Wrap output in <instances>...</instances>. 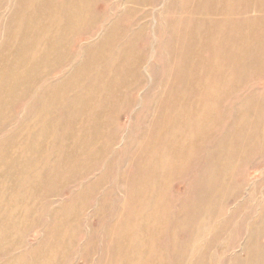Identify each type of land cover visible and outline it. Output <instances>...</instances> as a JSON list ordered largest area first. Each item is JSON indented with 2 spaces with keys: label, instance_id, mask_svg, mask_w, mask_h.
Segmentation results:
<instances>
[{
  "label": "rangeland",
  "instance_id": "374dc122",
  "mask_svg": "<svg viewBox=\"0 0 264 264\" xmlns=\"http://www.w3.org/2000/svg\"><path fill=\"white\" fill-rule=\"evenodd\" d=\"M169 1L170 0H167V1L166 0H163V1L160 0L158 6H156L150 10V14L151 15L154 14V15L152 17H151V15H149V17H148V22L146 25L147 26L146 27V29H147L146 37L142 36L141 39L135 37V33H136L135 30H136V28L140 27L141 24L134 26V25H132L131 22H128L127 20L122 21V24L120 25V29L122 32H126V38L120 45H115L112 48V50L109 51L110 52L109 54L107 53L105 60L102 63L101 67L103 69H105L108 73H113V72L121 73V72H123L125 65H123L124 63L123 64L119 63V55L121 54L122 51H124V49H128V48L133 49L136 47L138 50L136 52L134 51V55L135 54L139 55L140 53H143L144 57H145L144 58L145 61L142 64L143 67L141 66V68H140V73H141L142 79L146 78L145 80L143 79L145 85L143 84L142 85L143 87L138 88V89H136L130 93L132 98H133V104L129 108H127L125 105H122V104H124V102L120 101V104L116 103V100H114V98H109L108 100H102V101H100L99 104L98 103L96 105L94 104V106L92 104L93 110L94 111L96 110L95 114L97 112H99L98 110L108 111V109H110V111H112V112H111V115H110V112L107 113V115H105L104 117L101 118L102 120H100V119L99 120H97V119L93 120L94 117L92 118V120H93L92 124L94 127L91 124L90 125L91 127L86 128V131H85L81 141L78 142L80 145L78 149L82 148L85 150L86 146H87L88 150H85L84 153L83 152L82 153L73 152V154H72V153H68L65 149H63V148H65V145L67 144L68 141H67V138L64 137V135H62V134L59 136L56 135L54 137H51L50 138V144L48 146V149L46 150V153L43 154L40 152L41 149H39V148H40L44 138L42 136V130H43L42 127L43 126L41 127V123L39 121L40 120L39 118L41 117V113H42V104H43V100L41 99V93L42 92L40 91L39 87L34 89L32 92L30 91V92L17 93L16 100H15L12 108L10 109V113H7V114H4L3 116H1V118H0V128H1L0 129V144H1L0 145V175H3L4 177H0V209H1L0 210V257H1L0 262L1 263L0 264H8V263L9 264H20L21 262H22L21 264H45V263L46 264H50V263L51 264H58V263L59 264H89V263L90 264H94V263L95 264H156V263L157 264H264V150H263L264 149L263 148L264 147V134H263V132H264V69L262 68V67H264V62H263L264 61V50H263L264 49V45H263L264 44V41H263L264 40V31H263L264 30V28H263V26H264V18H263L264 17L263 16V14H264V0L263 1L261 0L259 2L255 1V0H246V1L243 0L242 2L240 0H234V28L230 29V28L222 27V28H224V32H223V34L225 35V37L223 35L224 38L229 37V34H232L234 37L236 35L241 36L240 33H245L248 28L255 30L256 33L254 36V43L252 44V47H250V49H247L250 51L247 54L254 53L252 55L256 56L255 58L257 59V63L259 61L258 65L256 66L258 68H256V70H253L254 68H250L249 71L246 70V67H244L242 69L240 68L238 70V74H237V76H235L236 77L235 78L234 72H233L235 68L234 67L230 68L226 65V63L228 61H232L234 58H231L229 60H223L224 64L220 68V71L221 72L223 71L222 73L220 72L222 83H221V85L218 86V89L216 91L217 96H215L214 99H212L208 96L206 97V100H207L205 102L206 104L203 105L205 114L203 115L202 120L200 121V123H197V124L195 123V125L193 123L191 124L189 122L187 129L184 131L183 136L182 135H181L182 137L180 136L181 138L179 137V134H178L179 131L176 130L177 132L176 131L175 132L177 134L174 133V128H173L174 126L171 127V124H170L171 122H170V120H168V119H170L169 117L171 115L170 111H172L171 106H169V105H171L170 102L172 99L173 91H171L170 87H169V89H170L169 90V89H167V86H162L161 76L158 77V79H159L158 85L156 86L154 77L152 75V70H151L152 66L154 69V67L156 65L155 63H157L159 61L161 56H166L165 48H163L161 45L159 46V44L161 42V39H160L161 35H160L158 30L163 28L162 24H164V20L167 18V14L163 10L166 9ZM249 1H251V2H249ZM115 2H116L115 0H111V1H108V3H105V4L102 3V4L97 6L96 10H98L102 14L105 23L104 22L101 23L99 28L95 31V33L91 37H88V38L79 37L76 39V41L73 42V44L70 43V46L68 49L70 50L69 53L73 56L72 57L73 59L71 58L72 63L70 61L67 64V66L62 68L60 71L56 72L55 76L51 80H53V81L57 80L56 82H58L59 79L64 75L63 74L64 71H66L65 73L72 71L73 67L82 60L83 49H85L86 47L95 46L96 43L103 37V34H104L103 29L105 30L107 28L109 21H111V19L116 14H118L119 16L122 15L124 10L126 9V5L124 4V1L119 0L117 3H115ZM239 3H240V5H239ZM115 4H117L116 10L114 12H112L109 9V11H108L107 6L109 5V7H113ZM260 4H261V6H260ZM120 5H121V7H119ZM0 6H1L0 7L1 8L0 9V43H1L0 48L2 46H5V45H7V46H10V45L13 46L14 45L11 43H7V41H9V37L11 34H14L13 41H15V44L16 43L19 44L21 42L23 45H25L26 42H28L27 40L29 39L27 37V33L32 28L34 30L38 29L37 35L34 38L35 39L34 43H36L35 44L36 50L42 49V52H46L47 51V44L51 43L53 41L55 42L56 39L59 38V35L61 32L70 28L68 22H66V20L63 18V14L65 13L64 12L65 10L62 9L60 6L54 7V8H47V6L43 2V0H24V1H22V0H8V2H7V0H0ZM39 6H40V8H39ZM164 7H165V9H164ZM237 7H239V8L237 9ZM260 8H261V10H260ZM157 10H158V12H157ZM66 11L68 12V11H70V9L68 10V8H67ZM108 12H110V13H108ZM256 12H258L257 15H256ZM107 13H108V15H107ZM239 14H241V15H239ZM245 14H248V15L246 16ZM175 17H177V15H175ZM236 22L242 24L241 25L242 27L239 30L237 29V23ZM255 26H256V29H255ZM52 28H53V30H52ZM14 30L16 32H12ZM41 30H43V31L41 32ZM234 34H236V35H234ZM19 37H21V38H19ZM17 39H19V40H17ZM76 42H78V43H76ZM90 42H92V43H90ZM137 44H138V46H137ZM150 45H151V47H149ZM227 45H231V44H227ZM75 46H77V47H75ZM157 46H159V47H157ZM142 49H143V51H142ZM146 49H147V51H145ZM161 49H162V52L164 55L162 54L160 56V54L162 53ZM233 49H234V52H236L235 51V43H234ZM74 50H75V52H74ZM112 51H113V53H112ZM155 53H156V55H155ZM80 55H81V57H80ZM74 57L76 60L74 59ZM253 59H254L253 56L247 57L246 63L248 65L253 66L254 64H256L253 61ZM105 62H107V63H105ZM164 62L167 65L168 61L166 59ZM260 66H262V67H260ZM149 68H151V69H149ZM227 69H228V71H227ZM141 70H143V74H142ZM154 70H156V69H154ZM250 70H252V71H250ZM258 70H259V72H258ZM223 77H224V79H223ZM232 77H234V78H232ZM163 78L166 79V78H168V76L164 75ZM239 78H241L242 81L239 80ZM117 79L118 78H116L115 81ZM229 80H231V81H229ZM230 83H232V84H230ZM236 84H238V85H236ZM226 85H228V86H226ZM35 90L36 91L38 90V91L36 92ZM168 90H169V92H168ZM260 90H262V91H260ZM226 91H227V93H226ZM163 92H164V94H163ZM184 92L179 91L177 94H178V96H184L183 95ZM33 93H34V95H33ZM159 94H160V96H159ZM162 94L163 95L166 94V96H163ZM149 96H150V98H149ZM159 97L161 100L159 99ZM165 97L167 99H165ZM27 99H28L30 104L27 102ZM39 100H41V101H39ZM157 100H159V101H157ZM213 100H214V102H213ZM21 101H24V102L22 103ZM161 101H163L164 103ZM20 102H21V104H20ZM221 102H222V104H221ZM31 103L33 104V106ZM36 104L38 106H36ZM157 104L162 106L160 108V110L156 106ZM208 104H210V105H208ZM115 105H117V108L115 107ZM121 105H122V107H121ZM207 105H208L209 109L211 108L210 110L207 109ZM216 105H217V107H216ZM96 106H97V108H96ZM154 107L158 111H155ZM13 108H14V110H13ZM102 108H104V109H102ZM139 108H141V109H139ZM151 108H152V110H151ZM0 109H1V107H0ZM226 109H228V110H226ZM258 109H260V110H258ZM113 110H114V112H113ZM146 110H148V111H146ZM167 110H169V111H167ZM214 110H216V111H214ZM19 111H21V112H19ZM223 111H224V113H223ZM126 112H129V113H126ZM158 112H160V113H158ZM161 112H162V114H161ZM164 112H165V114H164ZM166 112H168L170 114L167 113L168 114L167 115ZM209 112L210 113L212 112L210 114L212 117L210 115H207V114H209ZM26 114H27V116H26ZM133 114H134V116H133ZM215 114H216V116H215ZM35 115L37 117H34ZM158 115L160 117L162 115V118L159 119L160 117ZM28 116H30V117H28ZM257 116H259L260 118L258 119ZM151 117L154 119H152ZM167 117H168V119H166ZM207 117H209V118H207ZM134 118H135V120H134ZM254 118H256V119H254ZM13 119H15V120H13ZM165 119H166V122H165ZM210 119H211V121H210ZM215 120L219 123H217ZM37 121H38V123H37ZM101 121H103V124ZM153 122L154 123L156 122V124H154ZM249 122H251L250 123L251 125L249 124ZM4 123H7V125ZM204 123H205V125H202ZM86 124H87V122H86ZM96 124H97V126H96ZM160 124L162 126H159ZM164 124H166V126ZM12 125H14V126H12ZM39 125H40V128L37 127ZM197 125H198V127H197ZM209 125L212 128H210ZM206 126L208 127V130L205 129V128H207ZM228 126H230V127L227 128ZM26 127H27V129H26ZM97 127L102 128L100 130V132H98L100 134L97 136H92L93 133H96V132H93L92 129L94 130ZM150 127H151V129H150ZM16 128H18V129H16ZM122 128H123V130H122ZM169 128H170V130H169ZM200 128H202V129H200ZM241 128H243V131ZM39 129L41 132L39 131ZM148 129H149V131H148ZM157 129H158V131H157ZM102 130H103V132H102ZM121 130H122V132H120ZM198 130H201V131L198 132ZM236 130L238 132H235ZM261 130H262V132H261ZM35 131H37V132L35 133ZM81 131H83V130H81ZM159 131H161V132H159ZM195 131H197V132L195 133ZM90 132L92 133V135ZM201 132H203V133H201ZM209 132H211V133H209ZM112 133L114 134V137H113ZM163 133H165L167 135H165ZM197 133H199L200 135H197ZM36 134H37V136H36ZM101 134H102V136H101ZM124 134H126V135H124ZM155 134L156 135L158 134L157 137L159 139L157 137H155L156 136ZM159 134H160V136H159ZM174 134L176 136H174ZM210 134H212L213 136L212 135L209 136ZM24 135H25V137H24ZM149 135L151 137L153 136V138H149ZM162 135H163V137H162ZM194 135H196V136H194ZM201 135H203V136H201ZM111 136H112V139H111ZM28 137H29V139H27ZM40 137H42V138H40ZM232 137H233V139H232ZM32 138H34V139H32ZM58 138H60V139H58ZM174 138H176V139H174ZM196 138H198V139L201 138L202 140L200 139L198 141V139L196 140ZM39 139H40V142H39ZM151 139H152V141H151ZM22 140H23V142H22ZM31 140L33 143L31 142ZM56 140H58V141L56 142ZM64 140H65V142H64ZM76 140H78V137H74L71 139V141H76ZM89 140L90 141L95 140V141H94V143H91ZM145 140H146V142H145ZM192 140H194V142ZM114 142H115V145L113 146ZM128 142H130V143H128ZM136 142L139 144H137ZM175 142H176V144H179V143L180 144L175 145ZM192 142L196 143V145H194ZM56 143H59V144H56ZM64 143H66V144H64ZM143 143L144 144L150 143L151 144L150 146H152V147L150 148V146L147 144L144 146ZM165 143H167L166 146H165ZM173 143H174V145H173ZM249 143H250V145H249ZM93 144L97 145V147L99 149ZM123 144L124 145L127 144V145L124 147ZM157 144H158V146H157ZM88 145H89V147H88ZM98 145H100V146H98ZM103 145H104V147H103ZM136 145H138V146H136ZM139 145H141V146H139ZM154 145H156V146H154ZM172 145L175 146V148L177 146V148L175 149ZM108 146H110V147H108ZM183 146L185 147L184 149L182 148ZM223 146L225 149L223 148ZM226 146H228V147H226ZM90 147H91V149H90ZM122 147H124V148H122ZM134 147L135 148L137 147L138 149L137 148L135 149ZM142 147H144L145 149ZM147 147H148V149L146 150ZM168 147H169V150H168ZM108 148H109V150H108ZM157 148H158V150H157ZM186 148H187V150H186ZM190 148H192V149H190ZM98 150H99V154H98ZM133 150H134V152H133ZM209 150H211V151H209ZM62 151L64 154L62 153ZM95 151H97V152H95ZM121 151H123V153H121ZM146 151H148V152L145 155ZM164 151H166V152H164ZM171 151L174 153V155H173V153H171ZM175 151H177L176 154H175ZM181 151H182V153H180ZM23 152H25V153H23ZM150 152H151V154H150ZM37 153H38V155H37ZM77 153H79V154H77ZM95 153H97L98 155ZM214 153H215V155H214ZM234 153H236V154H234ZM61 154H62L63 159H60ZM67 154H69V155H67ZM70 155H71V157H70ZM99 155L102 158L99 157ZM132 155H134V156L131 157ZM228 155H229V157H228ZM140 156H141V158H140ZM64 157L67 159L69 165L67 164V161ZM69 157H70V159H69ZM85 157H86V159L88 157L87 161H90V158H92V157L95 160L93 159V161L91 160V162H88L89 164H87ZM128 157L130 159L131 158L133 159L135 157L134 158L135 160L134 159L130 160ZM243 157H244V159H243ZM29 158L32 159L31 162H29ZM57 158H59V159H57ZM119 158H120L121 162H119L120 161ZM154 158H155V160H154ZM183 158L185 161L182 160ZM221 158H223V159H221ZM106 159H108V160H106ZM143 159H145V161ZM59 160H60V162H59ZM216 160H218V161H216ZM149 161H150V163H149ZM104 162H105V164H104ZM143 162H144V164H143ZM140 163H141V165H140ZM155 163H157V164H155ZM113 164H114V166H113ZM175 164H176V166H175ZM75 165H76V167H75ZM86 166H88V167H86ZM136 166H139L140 168L136 167ZM141 166L144 168H141ZM231 166H233V167H231ZM138 168L140 169V172H139ZM74 169H76V171ZM109 169H113V170H111V172H110ZM89 170H90V172H88ZM9 171H10V173H13L14 176L18 179L14 190L10 189L11 182L8 181V179H7V176L9 175ZM34 173H35V175H34ZM79 173H80V176H79ZM87 173H89V175ZM122 173H123V175H122ZM41 174H43V175H41ZM85 174H86V176H85ZM136 174H138V176H136ZM67 175H69V176H67ZM70 175L73 178L71 177V179H69ZM76 176H78L80 179L77 177L76 181H73V180H75ZM83 176H85V177H83ZM139 176H140V178H139ZM149 176H150V178H149ZM154 176L156 178H151ZM134 177H135V179H134ZM34 178L36 180H33ZM65 178L69 179V180H66ZM85 178L88 180H86ZM101 178H102V180H101ZM118 179L121 181L118 182ZM147 179H148V181L149 180L150 181L149 182L146 181ZM114 180H116V181L114 182ZM32 181H33V183H32ZM35 181L37 183H35ZM89 181H90V183H89ZM102 181H103V183H102ZM137 181H139V182L141 181L140 184H139V182L137 183ZM98 182H100V183H98ZM96 183H98V184H96ZM52 184H54V185H52ZM64 184H66V185H64ZM99 184H101V185H99ZM47 185H49V186H47ZM91 185H93L92 188H90ZM98 185H99V187H97ZM121 185L123 186L122 190H123V188H125V191L121 190ZM129 185H130V188H132V186H133L132 190L129 188ZM36 186L38 189H36ZM55 186H57V187H55ZM164 186H166V187H164ZM100 187H102V188H100ZM47 188L49 191L47 190ZM63 188H65V189H63ZM80 188H81V190H80ZM98 188H100V189L98 190ZM136 188H137V190H136ZM143 188L144 189L146 188V189L144 190ZM50 189L52 190V193H51ZM79 190H80V192H79ZM84 190H85V192H84ZM105 190H108V191L105 192ZM113 190H114V192L112 193L111 191H113ZM54 191L57 192V194ZM68 191H70V192H68ZM74 191H76V192H74ZM134 191L137 194H135ZM140 191H142V192H140ZM58 192H59V194H58ZM125 192H127L126 193L127 196H126ZM174 192H176V193H174ZM45 193L47 195H45ZM80 193L83 195H81ZM40 194H43V195L41 196ZM102 194H104V196H102ZM112 194H114V195H112ZM94 195H96V196L94 197ZM100 195L102 198L100 197ZM133 195L134 196L136 195V197L133 198ZM142 195H144V196H142ZM50 196H52V197H50ZM82 196L86 197V199ZM87 196H88V200H87ZM155 196H156V198H155ZM43 197H44V201L42 199ZM76 197L78 199H76ZM109 197L111 199H109ZM113 197H114V199H113ZM139 197H140V199H139ZM45 198H47V199H45ZM83 198L85 199V201ZM98 198L101 202H99ZM58 199H60V200H58ZM105 200H106V202H105ZM112 201H113V203H112ZM143 201H144V203H143ZM152 201H153V203H152ZM85 202L88 204V206ZM42 204H44V205H42ZM45 204H46V206H45ZM61 204L64 207L61 206ZM99 204H100V206H99ZM56 205L58 208L55 207ZM72 205L74 207H72ZM66 206H68V208H67L68 210H66ZM79 206H80L81 211H79ZM98 206L100 207V209ZM126 206H128V207H126ZM88 207H89V209H88ZM131 207H132V209H131ZM150 207H152V208H150ZM137 208H138V210H137ZM153 208H155V209H153ZM56 209H58V211ZM135 209L139 212H136ZM62 210H64V211L61 212ZM49 211H50V213L52 211L53 212L50 214ZM71 211L73 213H71ZM59 212L62 214L61 218H60L61 214ZM145 212H147V213H145ZM96 213H97V216L93 215ZM158 213H159V215H158ZM53 216H55V217L53 218ZM95 216H96V218H95ZM17 217H18V219H16ZM46 217H49V218H46ZM97 217H98V219H97ZM38 218L40 219V221ZM42 218L44 219V221ZM50 219H52V220H50ZM109 219H110V221H108ZM121 219H123V220H121ZM147 219H150V220L147 221ZM58 220H59V222H58ZM139 220H140V223H139ZM158 220H160V222ZM14 221H16V222L14 223ZM79 221H80V223H79ZM153 222H155V223H153ZM99 223H101V224H99ZM107 223L110 225H108ZM38 225H39V227H38ZM89 225H90V227H89ZM42 226H45V227H42ZM64 226H66V227H64ZM117 226H118V228H117ZM152 226H153V228H152ZM43 228H44V230H42ZM102 228H103V230H102ZM106 228H108V229H106ZM150 228H152V229H150ZM68 229H70V230H68ZM72 229H76V230H72ZM93 232H95V233L93 234ZM10 233H12V234H10ZM29 233L31 234V236L29 235ZM133 233H135V234H133ZM121 234H123V236H121ZM136 234L138 235V237H136L137 236ZM90 235H92V236H90ZM95 235H97V236H95ZM131 236L132 237L135 236V237H133V239H132ZM147 236H148V238L149 237L150 238L148 239ZM6 237H7V239H6ZM151 237H154V238L151 239ZM76 238H77V240H76ZM63 239H64V241H63ZM41 240H42V243L40 242ZM107 240H109V241H107ZM101 241L104 243L103 245L101 244L102 243ZM104 241L107 243V245ZM69 242H72V243L69 244ZM109 242H111V243H109ZM131 242H132V244H131ZM3 243H5V244H3ZM64 243H66V244H64ZM88 243H90V244H88ZM119 245H121L122 247ZM65 246L68 248L67 251H66ZM78 246H79V248H78ZM108 246H110V248H108ZM45 247H46V249H44ZM37 248H39V250ZM76 250L79 252H77ZM73 251L74 252L76 251V252L74 253ZM105 251H107V252H105ZM47 252H48V254H46ZM76 253L78 256L75 255ZM81 253H82V255H81ZM54 254H56V255H54ZM64 254H65V256H64ZM121 254H123V255H121ZM58 255L60 257H58ZM98 256H99V258H98ZM54 257H55V259H54ZM135 259L137 260V262ZM9 260H11L12 262ZM58 260H60V262Z\"/></svg>",
  "mask_w": 264,
  "mask_h": 264
},
{
  "label": "bare ground",
  "instance_id": "6f19581e",
  "mask_svg": "<svg viewBox=\"0 0 264 264\" xmlns=\"http://www.w3.org/2000/svg\"><path fill=\"white\" fill-rule=\"evenodd\" d=\"M24 1V0H22ZM104 1V2H103ZM108 1L111 0H43V2L45 3V5L47 6V8H54V7H58L60 6L62 9H64L65 13L63 14V18L66 20V22H68L69 24V29L64 30L63 32L60 33L59 38L56 39V41L48 43L47 44V51L46 52H42V49L40 50H36L35 48V37L37 35V30L34 29H30L27 33V37L29 38L26 42L25 45H23L20 41V43H16L15 41H13L14 38V34H11L9 37V41H7V43H11L14 44L13 46H2L0 48V118L1 116H3L4 114L10 113V109L12 108L15 100H16V95L17 93L20 92H32L34 89L36 88H40L41 93V99L43 100V104H42V113H41V117L39 118L40 123H41V127H42V136H43V141L42 144L40 146L39 149L41 153H46V150L48 149V146L50 144V138L54 137L56 135H64V137L67 138V144L65 145V149L68 153H72L73 152H80V153H84L85 150L87 149H78L79 148V141H81L86 128L91 127L90 125L93 123V120H102L101 118L104 117L105 115H107V113L111 112L110 109H108V111H100L96 112V110H93V106L94 104L96 105L97 103L99 104L100 101L102 100H108L109 98H114V100H116V103L120 104L121 102H124V104L127 108H129L130 106H132L133 104V98L131 96V92H133L134 90L143 87L142 85L144 84V80L146 79H142L141 73H140V68L142 66V64L144 63V54L140 53L139 55L135 54L134 55V51L136 52L138 49L135 48H131V49H124V51L121 52V54L119 55V63H124L123 65H125L123 72L121 73H108L105 69H103L102 63L105 60V57L107 55V53L109 54L110 50H112V48L115 45H120L126 38V32H122L120 29V25L122 24V21H128L131 22L132 25L137 26L138 24H141L140 27L136 28V33H135V37L140 38L142 36L146 37V25L148 22V17L150 14V10L153 9L154 7L158 6L160 0H123L124 4L126 5V9L124 10V12L122 13L121 16H119L118 14H116L111 21H109V24L107 26V28L104 31L103 37L96 43L95 46H91V47H84L85 49H83L82 52V60L76 64L72 71H69L67 73H65L66 71H64V75L59 79L58 82L53 81L51 79H53V77L55 76L56 72L60 71L62 68H64L65 66H67V64L71 61V58L73 57L69 52L70 50L68 49L70 46V43L73 44L74 41H76L77 38L79 37H91L95 31L99 28L100 24L104 22V18L102 16V14L96 10L97 6L100 4H105L108 3ZM117 3L119 0H115ZM163 1V0H162ZM167 1V0H166ZM241 2L243 0H240ZM246 1V0H245ZM255 1H261V0H255ZM263 1V0H262ZM8 2V0H7ZM240 2V3H241ZM251 2V1H249ZM239 3V5H240ZM244 3V2H243ZM14 4V3H13ZM111 4V3H110ZM7 5V4H6ZM23 5V4H22ZM38 5V4H37ZM238 5V6H239ZM250 5V4H249ZM261 6V4H260ZM1 7V6H0ZM108 7V11L109 9L114 12L117 8V4H115L113 7ZM121 7V5L119 6ZM35 8V7H34ZM37 8V7H36ZM40 8V6H39ZM68 8V10L70 9V11H66V9ZM239 7H237L238 9ZM241 8V7H240ZM1 9V8H0ZM10 9V8H9ZM165 9V7H164ZM159 10V9H158ZM157 10V12H158ZM261 10V8H260ZM11 11V10H10ZM21 11V10H20ZM38 11V10H37ZM61 11V10H60ZM120 11V10H119ZM118 11V12H119ZM166 14H167V18L164 20V24L163 28L158 30L161 37V42L159 44V46L161 45L163 48H165V52H166V56H161L163 54L162 49H161V54H160V59L157 63H155V67L154 70L153 66L149 69L152 70V75L154 77L155 80V84L156 86L158 85V77L161 76L162 78V86H167V89H171V91H173V95H172V99L169 106H171L172 111L171 115H170V119H168V117L166 119L170 120V124L171 127L174 126V133L177 134L176 132H178L179 137L184 134V131L187 129V126L189 124V122L195 125V123H200V121L203 118V115L205 114L203 105H205L206 103V97H210L212 99H214L216 95V91L218 89V86L221 85V76H220V68L222 67V65L224 64L223 60H229L231 58H234L232 61H228L226 63V65L228 67H234V77L237 76L238 74V70L241 68L246 67V70L249 71L250 68H254L253 70H256V67L259 63H257V59L255 58V55L252 54H247L250 51L247 49H250V47H252V44L254 43V36H255V30L252 29H247V31L245 33H240L241 36H237L235 37L232 34H229V37L224 38L225 35L223 34L224 32V28H234V0H170L169 3L167 4V7L165 10H163ZM244 11V10H243ZM258 11V10H257ZM14 12V11H13ZM29 12V11H28ZM43 12V11H42ZM106 12V11H105ZM39 13V12H38ZM44 13V12H43ZM110 13V12H108ZM107 13V15H108ZM121 13V12H120ZM164 13V14H165ZM244 13V12H243ZM252 13V12H251ZM258 12H256L257 15ZM29 14V13H28ZM60 14V13H59ZM106 14V13H105ZM115 14V13H114ZM262 14V13H261ZM9 15V14H8ZM38 15V14H37ZM54 15V14H53ZM154 15V14H153ZM151 15V17L153 16ZM160 15V14H159ZM158 15V16H159ZM175 15H177V17H175ZM241 15V14H239ZM243 15V14H242ZM246 16L248 14H245ZM18 16V15H17ZM252 16V15H251ZM255 16V15H254ZM264 16V14H263ZM16 17V16H15ZM41 17V16H40ZM107 17V16H106ZM257 17V16H256ZM110 18V17H109ZM264 18V17H263ZM34 19V18H33ZM107 19V18H106ZM154 19V18H153ZM239 19V18H238ZM59 20V19H58ZM237 20V19H236ZM150 21V20H149ZM34 22V21H33ZM60 22V21H59ZM63 23V22H62ZM105 23V22H104ZM163 23V22H162ZM237 23V22H236ZM260 24V23H259ZM46 25V24H45ZM44 25V26H45ZM62 25V24H61ZM157 25V24H156ZM241 23H237V29L239 30L242 26ZM55 26V25H54ZM153 26V25H152ZM261 26V25H260ZM46 27V26H45ZM224 27V28H222ZM50 28V27H49ZM264 28V26H263ZM36 29V28H35ZM58 29V28H57ZM62 29V28H61ZM102 29V28H101ZM256 29V26H255ZM260 29V28H259ZM53 30V28H52ZM132 30V29H131ZM43 30H41L42 32ZM102 31V30H101ZM102 31V32H103ZM264 31V30H263ZM12 32H16L15 30ZM99 32V31H98ZM131 32V31H130ZM149 32V31H148ZM152 33V32H151ZM9 34V33H8ZM22 34V33H21ZM100 34V33H99ZM224 35V37H223ZM5 36V35H4ZM7 36V35H6ZM96 36V35H95ZM99 36V35H98ZM128 36V35H127ZM22 37V36H21ZM19 37V38H21ZM223 37V38H222ZM149 39V38H148ZM19 40V39H17ZM92 40V39H91ZM97 40V39H96ZM258 40V39H257ZM139 41V40H138ZM153 41V40H152ZM264 41V40H263ZM95 42V41H94ZM256 42V41H255ZM78 43V42H76ZM92 43V42H90ZM139 43V42H138ZM235 43V51L233 49ZM1 44V43H0ZM75 44V43H74ZM227 44H231V45H227ZM85 45V44H84ZM87 45V44H86ZM264 45V44H263ZM83 46V45H82ZM81 46V47H82ZM136 46V45H135ZM138 46V44H137ZM154 46V45H153ZM157 46V47H159ZM77 47V46H75ZM80 47V48H81ZM151 47V45L149 46ZM148 47V48H149ZM161 47V48H162ZM41 48V47H40ZM153 48V47H152ZM151 49V48H150ZM149 49V50H150ZM79 50V49H78ZM82 50V49H81ZM264 50V49H263ZM143 51V49H142ZM147 51V49L145 50ZM157 51V50H156ZM75 52V50H74ZM77 52V51H76ZM149 52V51H148ZM79 53V52H78ZM113 53V51H112ZM145 53V52H144ZM157 53V52H156ZM155 53V55H156ZM235 53V54H234ZM81 54V53H80ZM164 55V54H163ZM76 56V55H75ZM112 56V55H111ZM253 56V61L256 63L253 66L252 65H248L246 63L247 57ZM262 56V55H261ZM81 57V55H80ZM108 57V56H107ZM149 57V56H148ZM77 58V57H76ZM111 58V57H110ZM261 58V57H260ZM73 59V58H72ZM75 59V57H74ZM107 59V58H106ZM149 59V58H148ZM165 59L168 61L167 65L165 64ZM76 60V59H75ZM110 60V59H109ZM79 61V60H78ZM77 62V61H76ZM155 62V61H154ZM264 62V61H263ZM262 62V63H263ZM72 63V61H71ZM74 63V62H73ZM107 63V62H105ZM75 64V63H74ZM154 64V63H153ZM150 65V64H149ZM152 65V64H151ZM263 65V64H262ZM225 66V65H224ZM226 66V67H227ZM143 67V66H142ZM150 67V66H149ZM262 67V66H260ZM224 68V67H223ZM264 69V67H262ZM71 69V68H70ZM64 70V69H63ZM225 70V69H224ZM260 70V69H259ZM258 70V72H259ZM142 74H143V70ZM228 71V69H227ZM252 71V70H250ZM223 72V71H222ZM221 72V73H222ZM146 73V72H145ZM62 74V73H61ZM227 74V73H226ZM150 75V74H149ZM164 75H167L168 78H163ZM259 75V74H258ZM145 76V75H144ZM229 76V75H228ZM246 76V75H245ZM170 77V78H169ZM232 77V78H234ZM247 77V76H246ZM262 77V76H261ZM118 78L116 81L115 79ZM148 78V77H147ZM228 78V77H227ZM236 78V77H235ZM238 78V77H237ZM224 79V77H223ZM260 79V78H259ZM161 80V79H160ZM233 80V79H232ZM237 80V79H236ZM235 80V81H236ZM239 80H241V78H239ZM231 81V80H229ZM228 81V82H229ZM242 81V80H241ZM247 81V80H246ZM245 81V82H246ZM147 82V81H146ZM226 82V81H225ZM224 82V83H225ZM234 82V81H233ZM254 82V81H253ZM149 83V82H148ZM241 83V82H240ZM226 84V83H225ZM232 84V83H230ZM254 84V83H253ZM145 85V84H144ZM151 85V84H150ZM149 85V86H150ZM238 85V84H236ZM243 85V84H242ZM246 85V84H245ZM155 86V87H156ZM228 86V85H226ZM160 87V86H159ZM240 87V86H239ZM163 88V87H162ZM169 89V90H170ZM221 89V88H220ZM224 89V88H223ZM255 89V88H254ZM39 90V89H38ZM37 90V91H38ZM160 90V89H159ZM168 90V92H169ZM185 92H184V91ZM259 90V89H258ZM36 91V90H35ZM36 91V92H37ZM39 91V92H40ZM146 91V90H145ZM165 91V90H164ZM182 91L184 92L183 95L184 96H178V92ZM222 91V90H221ZM240 91V90H239ZM255 91V90H254ZM262 91V90H260ZM166 93V92H165ZM227 93V91H226ZM235 93V92H234ZM37 94V93H36ZM164 94V92H163ZM162 94V95H163ZM219 94V93H218ZM236 94V93H235ZM253 94V93H252ZM34 95V93H33ZM32 95V96H33ZM37 96V95H36ZM141 96V95H140ZM160 96V94H159ZM163 96H166L163 95ZM225 96V95H224ZM29 97V96H28ZM158 97V96H157ZM139 98V97H138ZM144 98V97H143ZM150 98V96H149ZM164 98V97H163ZM162 98V99H163ZM32 99V98H31ZM35 99V98H34ZM33 99V100H34ZM160 99V97H159ZM165 99H167L165 97ZM164 99V100H165ZM249 99V98H248ZM161 100V99H160ZM41 101V100H39ZM143 101V100H142ZM150 101V100H149ZM159 101V100H157ZM167 101V100H166ZM209 101V100H208ZM228 101V100H227ZM22 103L24 101H21ZM20 102V104H21ZM27 102L29 103L28 99ZM36 102V101H35ZM163 102V101H161ZM210 102V101H209ZM214 102V100H213ZM164 103V102H163ZM166 103V102H165ZM208 103V102H207ZM243 103V102H242ZM30 104V103H29ZM32 104V103H31ZM93 104V106H92ZM211 104V103H210ZM208 104V105H210ZM222 104V102H221ZM35 105V104H34ZM121 105V107H122ZM141 105V104H140ZM165 105V104H164ZM207 105V109L208 108ZM225 105V104H224ZM33 106V104H32ZM31 106V107H32ZM36 106H38L36 104ZM98 106V105H97ZM96 106V108H97ZM159 110L162 107L161 105H156ZM222 106V105H221ZM16 107V106H15ZM14 107V108H15ZM22 107V106H21ZM24 107V106H23ZM29 107V106H28ZM27 107V108H28ZM114 107V106H113ZM115 107L117 108V105H115ZM153 107V106H152ZM211 107V106H210ZM217 107V105H216ZM215 107V108H216ZM226 107V106H225ZM13 108V110H14ZM18 108V107H17ZM34 108V107H33ZM37 108V107H36ZM105 108V107H104ZM102 108V109H104ZM155 108V107H154ZM203 108V109H202ZM206 108V107H205ZM122 109V108H121ZM132 109V108H131ZM141 109V108H139ZM167 109V108H166ZM165 109V110H166ZM211 109V108H210ZM209 109V110H210ZM21 110V109H20ZM31 110V109H30ZM35 110V109H34ZM120 110V109H119ZM152 110V108H151ZM155 111L156 108L154 109ZM164 110V111H165ZM213 110V109H212ZM211 110V111H212ZM221 110V109H220ZM228 110V109H226ZM256 110V109H255ZM260 110V109H258ZM23 111V110H22ZM124 111V110H123ZM148 111V110H146ZM162 111V110H161ZM169 111V110H167ZM216 111V110H214ZM219 111V110H218ZM21 112V111H19ZM114 112V110H113ZM208 112V111H207ZM119 113V112H118ZM125 113V112H124ZM123 113V114H124ZM129 113V112H126ZM160 113V112H158ZM168 112H166L167 114ZM212 113V112H211ZM209 112L210 115L211 114ZM217 113V112H216ZM224 113V111H223ZM222 113V114H223ZM29 114V113H28ZM114 114V113H113ZM117 114V113H116ZM162 114V112H161ZM165 114V112H164ZM170 114V113H168ZM167 114V115H168ZM15 115V114H14ZM37 115V114H36ZM34 117H37V116ZM118 115V114H117ZM120 115V114H119ZM130 115V114H129ZM213 115V114H212ZM253 115V114H252ZM27 116V114H26ZM134 116V114H133ZM159 116V115H158ZM211 116V115H210ZM209 116V117H210ZM216 116V114H215ZM214 116V117H215ZM223 116V115H222ZM16 117V116H15ZM30 117V116H28ZM94 117V118H93ZM155 117V116H154ZM160 117V116H159ZM207 117V118H209ZM212 117V116H211ZM232 117V116H231ZM93 118V120H92ZM127 118V117H126ZM150 118V117H149ZM152 118V117H151ZM162 118V115L159 119ZM206 118V119H207ZM257 118L259 119L260 117L257 116ZM29 119V118H28ZM27 119V120H28ZM154 119V118H152ZM165 119V122H166ZM256 119V118H254ZM15 120V119H13ZM112 120V119H111ZM110 120V121H111ZM135 120V118H134ZM156 120V119H155ZM164 120V119H163ZM17 121V120H16ZM105 121V120H104ZM131 121V120H130ZM144 121V120H143ZM211 121V119H210ZM216 121V120H215ZM9 122V121H8ZM87 122V124H86ZM97 122V121H96ZM103 124V121H101ZM127 122V121H126ZM157 122V121H156ZM156 122L154 124H156ZM161 122V121H160ZM203 122V121H202ZM217 122V121H216ZM246 122V121H245ZM259 122V121H258ZM38 123V121H37ZM112 123V122H111ZM141 123V122H140ZM139 123V124H140ZM152 123V122H151ZM219 123V122H217ZM216 123V124H217ZM251 122H249L250 124ZM7 125V123H4ZM32 124V123H31ZM95 124V123H94ZM100 124V123H99ZM147 124V123H146ZM167 124V123H166ZM166 124H164L166 126ZM232 124V123H231ZM35 125V124H34ZM87 125V126H86ZM113 125V124H112ZM141 125V124H140ZM158 125V124H157ZM163 125V126H164ZM202 125H205L202 124ZM251 125V124H250ZM14 126V125H12ZM26 126V125H25ZM29 126V125H28ZM93 126V124H92ZM97 126V124H96ZM102 126V125H101ZM100 126V127H101ZM135 126V125H134ZM155 126V125H154ZM159 126H162L161 124ZM164 126V127H165ZM193 126V125H192ZM208 126V125H207ZM206 126V127H207ZM231 126V125H230ZM230 126H228L227 128H229ZM2 127V126H1ZM7 127V126H6ZM21 127V126H20ZM40 128V125L37 126ZM94 127V126H93ZM97 127L96 129H92L93 132L96 133H91L92 136H97L100 133V130L102 128ZM138 127V126H137ZM157 127V126H156ZM198 127V125H197ZM210 128H212L209 125ZM216 127V126H215ZM248 127V126H247ZM12 128V127H11ZM23 128V127H22ZM109 128V127H108ZM126 128V127H125ZM153 128V127H152ZM162 128V127H161ZM194 128V127H193ZM196 128V127H195ZM246 128V127H245ZM1 129V128H0ZM9 129V128H8ZM18 129V128H16ZM27 129V127H26ZM34 129V128H33ZM36 129V128H35ZM38 129V128H37ZM104 129V128H103ZM151 129V127H150ZM155 129V128H154ZM165 129V128H164ZM202 129V128H200ZM208 130V127L205 128ZM243 131V128H241ZM247 129V128H246ZM3 130V129H2ZM83 130V131H81ZM106 130V129H105ZM123 130V128H122ZM122 130L120 132H122ZM170 130V128H169ZM177 130V131H176ZM196 130V129H195ZM211 130V129H210ZM238 130V129H237ZM235 132H238V131ZM255 130V129H254ZM34 131V130H33ZM40 131V129H39ZM81 131V132H80ZM116 131V130H115ZM119 131V130H118ZM149 131V129H148ZM158 131V129H157ZM162 131V130H161ZM159 131V132H161ZM167 131V130H166ZM176 131V132H175ZM194 131V130H193ZM201 130H198V132ZM241 131V132H242ZM245 131V130H244ZM16 132V131H15ZM37 131H35L36 133ZM41 132V131H40ZM103 132V130H102ZM113 132V131H112ZM119 132V133H120ZM136 132V131H135ZM154 132V131H153ZM156 132V131H155ZM197 131H195L196 133ZM262 132V130H261ZM5 133V132H4ZM8 133V132H7ZM6 133V134H7ZM10 133V132H9ZM17 133V132H16ZM125 133V132H124ZM188 133V132H187ZM186 133V134H187ZM203 133V132H201ZM206 133V132H205ZM211 133V132H209ZM225 133V132H224ZM15 134V133H14ZM87 134V133H86ZM113 134V133H112ZM129 134V133H128ZM134 134V133H133ZM136 134V133H135ZM153 134V133H152ZM165 134V133H163ZM174 134V136H176ZM189 134V133H188ZM194 134V133H193ZM208 134V133H207ZM264 134V132H263ZM9 135V134H8ZM13 135V134H12ZM33 135V134H32ZM78 135V136H77ZM108 135V134H107ZM121 135V134H120ZM126 135V134H124ZM131 135V134H130ZM148 135V134H147ZM156 135V134H155ZM154 135V136H155ZM158 135V134H157ZM157 135L155 137H157ZM167 135V134H165ZM197 135H200L199 133H197ZM212 134H210L209 136H211ZM259 135V134H258ZM22 136V135H21ZM31 136V135H30ZM37 136V134H36ZM57 136V137H58ZM91 136V137H92ZM102 136V134H101ZM141 136V135H140ZM145 136V135H144ZM160 136V134H159ZM181 136V137H182ZM188 136V135H187ZM196 136V135H194ZM193 136V137H194ZM203 136V135H201ZM208 136V135H207ZM213 136V135H212ZM260 136V135H259ZM263 136V135H262ZM2 137V136H1ZM4 137V136H3ZM9 137V136H8ZM25 137V135H24ZM56 137V138H57ZM63 137V138H64ZM74 137H78V140L76 141H71L72 138ZM114 137V134H113ZM116 137V136H115ZM134 137V136H133ZM163 137V135H162ZM161 137V138H162ZM180 137V138H181ZM199 137V136H198ZM42 138V137H40ZM104 138V137H103ZM102 138V139H103ZM149 138H153V136L151 137L149 135ZM158 138V137H157ZM207 138V137H206ZM3 139V138H2ZM29 139V137L27 138ZM34 139V138H32ZM60 139V138H58ZM94 139V138H93ZM96 139V138H95ZM99 139V138H98ZM112 139V136H111ZM124 139V138H123ZM122 139V140H123ZM147 139V138H146ZM159 139V138H158ZM166 139V138H165ZM172 139V138H171ZM176 139V138H174ZM173 139V140H174ZM195 139V138H194ZM198 138H196L197 140ZM201 138L198 139V141ZM233 139V137H232ZM231 139V140H232ZM5 140V139H4ZM3 140V141H4ZM37 140V139H36ZM42 140V139H41ZM118 140V139H117ZM140 140V139H139ZM156 140V139H155ZM162 140V139H161ZM168 140V139H167ZM180 140V139H179ZM195 140V141H196ZM202 140V139H201ZM252 140V139H251ZM58 140H56L57 142ZM90 141V140H89ZM95 141V140H94ZM94 141H90L91 143H94ZM103 141V140H102ZM101 141V142H102ZM119 141V140H118ZM127 141V140H126ZM141 141V140H140ZM152 141V139H151ZM160 141V140H159ZM170 141V140H169ZM175 141V140H174ZM191 141V140H190ZM194 142V140H192ZM17 142V141H16ZM23 142V140H22ZM32 142V140H31ZM30 142V143H31ZM40 142V139H39ZM63 142V141H62ZM65 142V140H64ZM106 142V141H105ZM113 142V141H112ZM122 142V141H121ZM138 142V141H137ZM136 142V143H137ZM146 142V140H145ZM154 142V141H153ZM156 142V141H155ZM167 142V141H166ZM192 142V143H193ZM197 142V141H196ZM4 143V142H3ZM2 143V144H3ZM29 143V142H28ZM33 143V142H32ZM89 143V142H88ZM96 143V142H95ZM98 143V142H97ZM130 143V142H128ZM142 143V142H141ZM152 143V142H151ZM161 143V142H160ZM159 143V144H160ZM191 143V144H192ZM5 144V143H4ZM20 144V143H19ZM23 144V143H22ZM26 144V143H25ZM39 144V143H38ZM59 144V143H56ZM63 144V145H64ZM87 144V143H86ZM121 144V143H120ZM139 144V143H137ZM147 144V143H146ZM146 144L143 143V145L145 146ZM167 143H165L166 146ZM180 144V143H179ZM176 144L175 145H179ZM186 144V143H185ZM190 144V143H189ZM194 145H196V143H193ZM247 144V143H246ZM1 145V144H0ZM40 145V144H39ZM84 145V144H83ZM95 145V144H93ZM115 145V142L113 144V146ZM124 145V144H123ZM127 145V144H126ZM124 145V147L126 146ZM142 145V144H141ZM139 145V146H141ZM147 145H151L150 143ZM161 145V144H160ZM174 145V143H173ZM172 145V146H173ZM250 145V143H249ZM19 146V145H18ZM97 147V145H95ZM100 146V145H98ZM112 146V147H113ZM138 146V145H136ZM156 146V145H154ZM153 146V147H154ZM158 146V144H157ZM164 146V147H165ZM170 146V145H169ZM185 146V145H184ZM182 147L183 149L186 147ZM199 146V145H198ZM225 146V145H224ZM223 146V148H224ZM29 147V146H28ZM27 147V148H28ZM89 147V145H88ZM104 147V145H103ZM102 147V148H103ZM110 147V146H108ZM122 147V148H124ZM152 146H150L151 148ZM175 148V146H173ZM228 147V146H226ZM236 147V146H235ZM240 147V146H239ZM98 148V147H97ZM107 148V147H106ZM135 148V147H134ZM137 148V147H136ZM135 148V149H136ZM144 148V147H142ZM149 148V149H150ZM156 148V147H155ZM177 148V146H176ZM175 148V149H176ZM194 148V147H193ZM198 148V147H197ZM222 148V147H221ZM264 148V147H263ZM29 149V148H28ZM91 149V147H90ZM95 149V148H94ZM99 149V148H98ZM138 149V148H137ZM141 149V148H140ZM145 149V148H144ZM148 149V147L146 148V150ZM189 149V148H188ZM192 149V148H190ZM225 149V148H224ZM231 149V148H230ZM27 150V149H26ZM96 150V149H95ZM106 150V149H105ZM109 150V148H108ZM107 150V151H108ZM143 150V149H142ZM152 150V149H151ZM150 150V151H151ZM158 150V148H157ZM167 150V149H166ZM169 150V147H168ZM178 150V149H177ZM182 150V149H181ZM187 150V148H186ZM195 150V149H194ZM219 150V149H218ZM223 150V149H222ZM233 150V149H232ZM243 150V149H242ZM241 150V151H242ZM245 150V149H244ZM264 150V149H263ZM64 151V150H63ZM62 151V153H63ZM124 151V150H123ZM123 151H121V153H123ZM136 151V150H135ZM144 151V150H143ZM149 151V150H148ZM145 152L146 153L148 152ZM162 151V150H161ZM180 151V150H179ZM211 151V150H209ZM217 151V150H216ZM240 151V152H241ZM36 152V151H35ZM94 152V151H93ZM97 152V151H95ZM104 152V151H103ZM134 152V150H133ZM166 152V151H164ZM163 152V153H164ZM168 152V151H167ZM177 151H175L176 154ZM194 152V151H193ZM239 152V153H240ZM250 152V151H249ZM25 153V152H23ZM87 153V152H86ZM171 153H173L171 151ZM182 153V151L180 152ZM243 153V152H242ZM247 153V152H246ZM64 154V153H63ZM79 154V153H77ZM88 154V153H87ZM97 154V153H95ZM98 154H99V150H98ZM97 154V155H98ZM135 154V153H134ZM149 154V153H148ZM147 154V155H148ZM151 154V152H150ZM168 154V153H167ZM184 154V153H183ZM182 154V155H183ZM219 154V153H218ZM231 154V153H230ZM236 154V153H234ZM233 154V155H234ZM38 155V153H37ZM69 155V154H67ZM83 155V154H82ZM117 155V154H116ZM122 155V154H121ZM138 155V154H137ZM136 155V156H137ZM154 155V154H153ZM159 155V154H158ZM174 155V153H173ZM191 155V154H190ZM215 155V153H214ZM213 155V156H214ZM232 155V156H233ZM66 156V155H65ZM81 156V155H80ZM129 156V155H128ZM134 155H132L131 157H133ZM151 156V155H150ZM167 156V155H166ZM176 156V155H175ZM174 156V157H175ZM187 156V155H186ZM218 156V155H217ZM37 157V156H36ZM62 157V154H61ZM60 159H63V157ZM71 157V155H70ZM69 157V159H70ZM90 157V156H89ZM94 157V156H93ZM90 158V161L88 160V157L86 159L87 164H89L88 162H91V160L93 161L94 158ZM99 157H101L99 155ZM112 157V156H111ZM121 157V156H120ZM138 157V156H137ZM144 157V156H143ZM142 157V158H143ZM152 157V156H151ZM172 157V156H171ZM179 157V156H178ZM184 157V156H183ZM227 157V156H226ZM225 157V158H226ZM229 157V155H228ZM240 157V156H239ZM65 158V157H64ZM73 158V157H72ZM102 158V157H101ZM108 158V157H107ZM129 158V157H128ZM135 158V157H134ZM133 158V159H134ZM141 158V156H140ZM163 158V157H162ZM187 158V157H186ZM59 159V158H57ZM66 159V158H65ZM113 159V158H112ZM130 159V158H129ZM132 158L130 160H133ZM151 159V158H150ZM173 159V158H172ZM177 159V158H176ZM223 159V158H221ZM227 159V158H226ZM244 159V157H243ZM242 159V160H243ZM50 160V159H49ZM95 160V159H94ZM98 160V159H97ZM108 160V159H106ZM120 160V158H119ZM128 160V159H127ZM135 160V159H134ZM145 161V159H143ZM155 160V158H154ZM184 160V158L182 159ZM228 160V159H227ZM32 159L29 158V162H31ZM67 161V159H66ZM78 161V160H77ZM114 161V160H113ZM148 161V160H147ZM146 161V162H147ZM185 161V160H184ZM218 161V160H216ZM221 161V160H220ZM60 162V160H59ZM116 162V161H115ZM121 162V160L119 161ZM130 162V161H129ZM132 162V161H131ZM136 162V161H135ZM72 163V162H71ZM82 163V162H81ZM96 163V162H95ZM142 163V162H141ZM140 163V165H141ZM150 163V161H149ZM158 163V162H157ZM155 163V164H157ZM194 163V162H193ZM216 163V162H215ZM224 163V162H223ZM238 163V162H237ZM60 164V163H59ZM62 164V163H61ZM68 164V161H67ZM98 164V163H97ZM105 164V162H104ZM121 164V163H120ZM144 164V162H143ZM142 164V165H143ZM227 164V163H226ZM40 165V164H39ZM69 165V164H68ZM67 165V166H68ZM79 165V164H78ZM92 165V164H91ZM90 165V166H91ZM111 165V164H110ZM125 165V164H124ZM219 165V164H218ZM223 165V164H222ZM60 166V165H59ZM100 166V165H99ZM98 166V167H99ZM108 166V165H107ZM114 166V164H113ZM145 166V165H144ZM176 166V164H175ZM174 166V167H175ZM221 166V165H220ZM226 166V165H225ZM72 167V166H71ZM76 167V165H75ZM80 167V166H79ZM88 167V166H86ZM110 167V166H109ZM108 167V168H109ZM139 167V166H136ZM147 167V166H146ZM178 167V166H177ZM233 167V166H231ZM67 168V167H66ZM92 168V167H91ZM90 168V169H91ZM106 168V167H105ZM128 168V167H127ZM140 168V167H139ZM138 168V169H139ZM141 168H144L141 166ZM40 169V168H39ZM46 169V168H45ZM103 169V168H102ZM179 169V168H178ZM224 169V168H223ZM229 169V168H228ZM76 171V169H74ZM73 170V171H74ZM78 170V169H77ZM85 170V169H84ZM98 170V169H97ZM96 170V171H97ZM110 172L113 169H109ZM122 170V169H121ZM142 170V169H141ZM127 171V170H126ZM150 171V170H149ZM195 171V170H194ZM223 171V170H222ZM35 172V171H34ZM43 172V171H42ZM87 172V171H86ZM90 172V170L88 171ZM107 172V171H106ZM124 172V171H123ZM136 172V171H135ZM140 172V169H139ZM176 172V171H175ZM44 173V172H43ZM96 173V172H95ZM113 173V172H112ZM227 173V172H226ZM247 173V172H246ZM70 174V173H69ZM75 174V173H74ZM89 175V173H87ZM114 174V173H113ZM147 174V173H146ZM149 174V173H148ZM35 175V173H34ZM43 175V174H41ZM84 175V174H83ZM93 175V174H92ZM91 175V176H92ZM116 175V174H115ZM121 175V174H120ZM123 175V173H122ZM145 175V174H144ZM151 175V174H150ZM165 175V174H164ZM163 175V176H164ZM69 176V175H67ZM80 176V173H79ZM86 176V174H85ZM83 176V177H85ZM118 176V175H117ZM136 176H138V174H136ZM230 176V175H229ZM0 177H4L3 175H0ZM35 177V176H34ZM71 175L70 178L71 179ZM78 176H76L75 180L76 181ZM94 177V176H93ZM108 177V176H107ZM147 177V176H146ZM36 178V177H35ZM33 180H36V179ZM73 178V177H72ZM79 178V177H78ZM90 178V177H89ZM99 178V177H98ZM97 178V179H98ZM104 178V177H103ZM120 178V177H119ZM140 178V176H139ZM150 178V176H149ZM151 178H156L151 177ZM228 178V177H227ZM238 178V177H237ZM8 181L11 182L10 184V189L14 190L15 185L17 183V178L14 176L13 173H10L9 171V175L7 176ZM66 179V178H65ZM66 179V180H69ZM80 179V178H79ZM86 179V178H85ZM91 179V178H90ZM130 179V178H129ZM128 179V180H129ZM133 179V178H132ZM135 179V177H134ZM166 179V178H165ZM171 179V178H170ZM240 179V178H239ZM82 180V179H81ZM88 180V179H86ZM93 180V179H92ZM102 180V178H101ZM109 180V179H108ZM144 180V179H143ZM159 180V179H158ZM169 180V179H168ZM57 181V180H56ZM72 181V180H71ZM80 181V180H79ZM105 181V180H104ZM110 181V180H109ZM116 180H114L115 182ZM121 181L118 179V182ZM132 181V180H131ZM130 181V182H131ZM148 181V179L146 180ZM150 181V180H149ZM148 181V182H149ZM94 182V181H93ZM106 182V181H105ZM104 182V183H105ZM108 182V181H107ZM135 182V181H134ZM139 181H137L138 183ZM141 182V181H140ZM139 182V184H140ZM147 182V183H148ZM152 182V181H151ZM162 182V181H161ZM33 183V181H32ZM35 183H37L35 181ZM65 183V182H64ZM72 183V182H71ZM74 183V182H73ZM83 183V182H82ZM90 183V181H89ZM88 183V184H89ZM100 183V182H98ZM96 183V184H98ZM103 183V181H102ZM101 183V184H102ZM129 183V182H128ZM31 184V183H30ZM57 184V183H56ZM99 184V185H101ZM108 184V183H107ZM133 184V183H132ZM145 184V183H144ZM156 184V183H155ZM159 184V183H158ZM157 184V185H158ZM176 184V183H175ZM174 184V185H175ZM29 185V184H28ZM35 185V184H34ZM33 185V186H34ZM54 185V184H52ZM66 185V184H64ZM68 185V184H67ZM75 185V184H74ZM81 185V184H80ZM94 185V184H93ZM90 188H92V186ZM99 185L97 187H99ZM105 185V184H104ZM111 185V184H110ZM131 185V184H130ZM129 185V188H130ZM151 185V184H150ZM149 185V186H150ZM167 185V184H166ZM39 186V185H38ZM49 186V185H47ZM84 186V185H83ZM112 186V185H111ZM135 186V185H134ZM145 186V185H144ZM161 186V185H160ZM173 186V185H172ZM57 187V186H55ZM77 187V186H76ZM103 187V186H102ZM100 187V188H102ZM114 187V186H113ZM117 187V186H116ZM122 185H121V190H122ZM148 187V186H147ZM146 187V188H147ZM155 187V186H154ZM157 187V186H156ZM166 187V186H164ZM179 187V186H178ZM33 188V187H32ZM53 188V187H52ZM51 188V189H52ZM67 188V187H66ZM98 188V190L100 189ZM140 188V187H139ZM145 188V189H146ZM34 189V188H33ZM36 189L37 186H36ZM50 189V190H51ZM65 189V188H63ZM71 189V188H70ZM107 189V188H106ZM114 189V188H113ZM131 190L133 189L130 188ZM144 189V188H143ZM142 189V190H143ZM144 189V190H145ZM173 189V188H172ZM181 189V188H180ZM206 189V188H205ZM30 190V189H29ZM28 190V191H29ZM42 190V189H41ZM48 190V188H47ZM46 190V191H47ZM77 190V189H76ZM81 190V188H80ZM79 190V192H80ZM96 190V189H95ZM97 190V191H98ZM118 190V189H117ZM123 190L125 191V188H123ZM122 190V191H123ZM137 190V188H136ZM141 190V189H140ZM49 191V190H48ZM91 191V190H90ZM108 190H105V192ZM119 191V190H118ZM129 191V190H128ZM156 191V190H155ZM163 191V190H162ZM174 191V190H173ZM23 192V191H22ZM55 192V191H54ZM70 192V191H68ZM72 192V191H71ZM76 192V191H74ZM78 192V193H79ZM85 192V190H84ZM104 192V193H105ZM112 193L114 192L111 191ZM130 192V191H129ZM132 192V191H131ZM137 192V191H136ZM142 192V191H140ZM40 193V192H39ZM42 193V192H41ZM52 193V190H51ZM50 193V194H51ZM57 194V192H55ZM67 193V192H66ZM77 193V194H78ZM88 193V192H87ZM103 193V192H102ZM110 193V192H109ZM118 193V192H117ZM127 192H125L126 194ZM135 193V191H134ZM133 193V194H134ZM176 193V192H174ZM59 194V192H58ZM71 194V193H70ZM81 194V193H80ZM79 194V195H80ZM85 194V193H84ZM93 194V193H92ZM95 194V193H94ZM101 194V193H100ZM137 194V193H135ZM140 194V193H139ZM143 194V193H142ZM38 195V194H37ZM41 196L43 194H40ZM45 195H47L45 193ZM83 195V194H81ZM86 195V194H85ZM114 195V194H112ZM129 195V194H128ZM10 196V195H9ZM89 196V195H88ZM88 196H87V200H88ZM96 195H94L95 197ZM99 196V195H98ZM102 196H104V194H102ZM110 196V195H109ZM127 196V194H126ZM144 196V195H142ZM148 196V195H147ZM157 196V195H156ZM155 196V198H156ZM45 197V196H44ZM44 197L42 198L44 201ZM49 197V196H48ZM52 197V196H50ZM55 197V196H54ZM84 197V196H82ZM101 197V195H100ZM106 197V196H105ZM136 197V195H133V198ZM141 197V196H140ZM139 197V199H140ZM57 198V197H56ZM74 198V197H73ZM81 198V197H80ZM79 198V199H80ZM86 199V197H84ZM83 198V199H84ZM102 198V197H101ZM121 198V197H120ZM47 199V198H45ZM76 199H78L76 197ZM84 199V201H85ZM109 199H111L109 197ZM114 199V197H113ZM146 199V198H145ZM19 200V199H18ZM53 200V199H52ZM60 200V199H58ZM64 200V199H63ZM86 200V201H87ZM94 200V199H93ZM99 200V198H98ZM125 200V199H124ZM144 200V199H143ZM152 200V199H151ZM46 201V200H45ZM48 201V200H47ZM75 201V200H74ZM77 201V200H76ZM122 201V200H121ZM145 201V200H144ZM143 201V203H144ZM154 201V200H153ZM152 201V203H153ZM60 202V201H59ZM70 202V201H69ZM68 202V203H69ZM82 202V201H81ZM80 202V203H81ZM99 202H101L99 200ZM106 202V200H105ZM128 202V201H127ZM126 202V203H127ZM47 203V202H46ZM74 203V202H73ZM86 203V202H85ZM113 203V201H112ZM119 203V202H118ZM117 203V204H118ZM133 203V202H132ZM60 204V203H59ZM79 204V203H78ZM82 204V203H81ZM80 204V205H81ZM87 204V203H86ZM85 204V205H86ZM90 204V203H89ZM128 204V203H127ZM44 205V204H42ZM66 205V204H65ZM68 205V204H67ZM123 205V204H122ZM130 205V204H129ZM152 205V204H151ZM46 206V204H45ZM61 206H63L61 204ZM60 206V207H61ZM88 206V204H87ZM100 206V204H99ZM98 206V207H99ZM105 206V205H104ZM108 206V205H107ZM153 206V205H152ZM57 207V205L55 206ZM64 207V206H63ZM72 207H74L72 205ZM106 207V206H105ZM111 207V206H110ZM118 207V206H117ZM123 207V206H122ZM128 207V206H126ZM125 207V208H126ZM58 208V207H57ZM68 206H66V210ZM87 208V207H86ZM94 208V207H93ZM152 208V207H150ZM43 209V208H42ZM41 209V210H42ZM64 209V208H63ZM70 209V208H69ZM73 209V208H72ZM89 209V207H88ZM100 209V207H99ZM120 209V208H119ZM132 209V207H131ZM155 209V208H153ZM157 209V208H156ZM1 210V209H0ZM55 210V209H54ZM58 211V209H56ZM93 210V209H92ZM136 210V209H135ZM138 210V208H137ZM136 212H139L137 211ZM178 210V209H177ZM64 210H62L61 212H63ZM79 211H81L80 206H79ZM99 211V210H98ZM102 211V210H101ZM114 211V210H113ZM154 211V210H153ZM179 211V210H178ZM183 211V210H182ZM43 212V211H42ZM48 212V211H47ZM53 212V211H52ZM51 212V213H52ZM66 212V211H65ZM64 212V213H65ZM85 212V211H84ZM93 212V211H92ZM124 212V211H123ZM135 212V213H136ZM50 213V211H49ZM50 213V214H51ZM57 213V212H56ZM60 213V212H59ZM71 213H73L71 211ZM112 213V212H111ZM110 213V214H111ZM147 213V212H145ZM151 213V212H150ZM169 213V212H168ZM16 214V213H15ZM54 214V213H53ZM61 214V213H60ZM68 214V213H67ZM178 214V213H177ZM83 215V214H82ZM97 216L96 214H93ZM115 215V214H114ZM144 215V214H143ZM159 215V213H158ZM44 216V215H43ZM47 216V215H46ZM62 214L60 215L61 218ZM95 216V218H96ZM103 216V215H102ZM101 216V217H102ZM111 216V215H110ZM116 216V215H115ZM121 216V215H120ZM148 216V215H147ZM156 216V215H155ZM161 216V215H160ZM167 216V215H166ZM20 217V216H19ZM40 217V216H39ZM55 216H53L54 218ZM57 217V216H56ZM100 217V218H101ZM114 217V216H113ZM140 217V216H139ZM157 217V216H156ZM31 218V217H30ZM49 218V217H46ZM107 218V217H106ZM105 218V219H106ZM142 218V217H141ZM167 218V217H166ZM165 218V219H166ZM175 218V217H174ZM18 219V217L16 218ZM33 219V218H32ZM39 219V218H38ZM43 219V218H42ZM56 219V218H55ZM98 219V217H97ZM120 219V218H119ZM155 219V218H154ZM158 219V218H157ZM160 219V218H159ZM7 220V219H6ZM52 220V219H50ZM60 220V219H59ZM58 220V222H59ZM65 220V219H64ZM81 220V219H80ZM123 220V219H121ZM150 219H147V221ZM164 220V219H163ZM168 220V219H167ZM26 221V220H25ZM40 221V219H39ZM44 221V219H43ZM42 221V222H43ZM62 221V220H61ZM85 221V220H84ZM110 221V219L108 220ZM160 222V220H158ZM174 221V220H173ZM16 221H14L15 223ZM8 223V222H7ZM40 223V222H39ZM38 223V224H39ZM52 223V222H51ZM72 223V222H71ZM74 223V222H73ZM80 223V221H79ZM83 223V222H82ZM85 223V222H84ZM140 223V220H139ZM138 223V224H139ZM147 223V222H146ZM145 223V224H146ZM155 223V222H153ZM41 224V223H40ZM57 224V223H56ZM101 224V223H99ZM108 224V223H107ZM112 224V223H111ZM165 224V223H164ZM29 225V224H28ZM42 225V224H41ZM45 225V224H44ZM47 225V224H46ZM72 225V224H71ZM76 225V224H75ZM106 225V224H105ZM104 225V226H105ZM110 225V224H108ZM107 225V226H108ZM153 225V224H152ZM56 226V225H55ZM87 226V225H86ZM39 227V225H38ZM45 227V226H42ZM66 227V226H64ZM73 227V226H72ZM75 227V226H74ZM81 227V226H80ZM90 227V225H89ZM96 227V226H95ZM148 227V226H147ZM76 228V227H75ZM118 228V226H117ZM153 228V226H152ZM150 228V229H152ZM163 228V227H162ZM66 229V228H65ZM87 229V228H86ZM89 229V228H88ZM108 229V228H106ZM148 229V228H147ZM20 230V229H19ZM33 230V229H32ZM44 230V228L42 229ZM58 230V229H57ZM70 230V229H68ZM72 230H76V229H72ZM84 230V229H83ZM91 230V229H90ZM103 230V228H102ZM34 231V230H33ZM97 231V230H96ZM107 231V230H106ZM133 231V230H132ZM152 231V230H151ZM36 232V231H35ZM42 232V231H41ZM44 232V231H43ZM53 232V231H52ZM79 232V231H78ZM146 232V231H145ZM158 232V231H157ZM161 232V231H160ZM32 233V232H31ZM39 233V232H38ZM77 233V232H76ZM95 232H93L94 234ZM109 233V232H108ZM142 233V232H141ZM140 233V234H141ZM147 233V232H146ZM145 233V234H146ZM164 233V232H163ZM9 234V233H8ZM12 234V233H10ZM18 234V233H17ZM28 234V233H27ZM37 234V233H36ZM135 234V233H133ZM154 234V233H153ZM5 235V234H4ZM29 235L31 236V234L29 233ZM39 235V234H38ZM106 235V234H105ZM108 235V234H107ZM137 235V234H136ZM148 235V234H147ZM181 235V234H180ZM6 236V235H5ZM86 236V235H85ZM92 236V235H90ZM97 236V235H95ZM100 236V235H99ZM98 236V237H99ZM121 236H123V234H121ZM144 236V235H143ZM19 237V236H18ZM73 237V236H72ZM132 237V236H131ZM135 237V236H133ZM132 237V239H133ZM138 237V235L136 236ZM14 238V237H13ZM33 238V237H32ZM31 238V239H32ZM39 238V237H38ZM86 238V237H85ZM92 238V237H91ZM111 238V237H110ZM146 238V237H145ZM148 238V236H147ZM150 238V237H149ZM148 238V239H149ZM154 237H151V239H153ZM7 239V237H6ZM23 239V238H22ZM40 239V238H39ZM79 239V238H78ZM84 239V238H83ZM93 239V238H92ZM104 239V238H103ZM102 239V240H103ZM114 239V238H113ZM179 239V238H178ZM182 239V238H181ZM5 240V239H4ZM24 240V239H23ZM49 240V239H48ZM77 240V238H76ZM161 240V239H160ZM171 240V239H170ZM174 240V239H173ZM64 241V239H63ZM84 241V240H83ZM94 241V240H93ZM109 241V240H107ZM113 241V240H112ZM139 241V240H138ZM169 241V240H168ZM29 242V241H28ZM42 243V240L40 241ZM39 242V243H40ZM49 242V241H48ZM77 242V241H76ZM88 242V241H87ZM102 242V241H101ZM105 242V241H104ZM130 242V241H129ZM133 242V241H132ZM131 242V244H132ZM143 242V241H142ZM151 242V241H150ZM6 243V242H5ZM3 243V244H5ZM72 242H69V244ZM81 243V242H80ZM106 243V242H105ZM111 243V242H109ZM124 243V242H123ZM128 243V242H127ZM136 243V242H135ZM172 243V242H171ZM176 243V242H175ZM16 244V243H15ZM27 244V243H26ZM66 244V243H64ZM85 244V243H84ZM90 244V243H88ZM98 244V243H97ZM102 245L104 244L103 242L101 243ZM120 244V243H119ZM13 245V244H12ZM40 245V244H39ZM38 245V246H39ZM42 245V244H41ZM56 245V244H55ZM54 245V246H55ZM68 245V244H67ZM107 245V243H106ZM109 245V244H108ZM174 245V244H173ZM176 245V244H175ZM196 245V244H195ZM31 246V245H30ZM36 246V245H35ZM49 246V245H48ZM81 246V245H80ZM84 246V245H83ZM87 246V245H86ZM95 246V245H94ZM99 246V245H98ZM121 246V245H119ZM132 246V245H131ZM130 246V247H131ZM137 246V245H136ZM171 246V245H170ZM11 247V246H10ZM24 247V246H23ZM37 247V246H36ZM63 247V246H62ZM70 247V246H69ZM92 247V246H91ZM96 247V246H95ZM122 247V246H121ZM125 247V246H124ZM172 247V246H171ZM66 251H67V247L65 246ZM79 248V246H78ZM82 248V247H81ZM108 248H110V246H108ZM174 248V247H173ZM39 250V248H37ZM46 249V247L44 248ZM76 249V248H75ZM89 249V248H88ZM96 249V248H95ZM105 249V248H104ZM127 249V248H126ZM131 249V248H130ZM11 250V249H10ZM90 250V249H89ZM24 251V250H23ZM30 251V250H29ZM37 251V250H36ZM48 251V250H47ZM77 251V250H76ZM75 251V252H76ZM123 251V250H122ZM169 251V250H168ZM8 252V251H7ZM16 252V251H15ZM74 252V251H73ZM74 252V253H75ZM79 252V251H77ZM101 252V251H100ZM107 252V251H105ZM109 252V251H108ZM113 252V251H112ZM115 252V251H114ZM14 253V252H13ZM20 253V252H19ZM23 253V252H22ZM60 253V252H59ZM65 253V252H64ZM67 253V252H66ZM88 253V252H87ZM137 253V252H136ZM48 254V252L46 253ZM147 254V253H146ZM4 255V254H3ZM12 255V254H11ZM30 255V254H29ZM28 255V256H29ZM56 255V254H54ZM73 255V254H72ZM71 255V256H72ZM77 255V253L75 254ZM82 255V253H81ZM85 255V254H84ZM95 255V254H94ZM101 255V254H100ZM116 255V254H115ZM123 255V254H121ZM130 255V254H129ZM128 255V256H129ZM135 255V254H134ZM2 256V255H1ZM65 256V254H64ZM78 256V255H77ZM90 256V255H89ZM114 256V255H113ZM4 257V256H3ZM11 257V256H10ZM17 257V256H16ZM32 257V256H31ZM37 257V256H36ZM48 257V256H47ZM58 257H60L58 255ZM68 257V256H67ZM66 257V258H67ZM1 258V257H0ZM14 258V257H13ZM78 258V257H77ZM76 258V259H77ZM99 258V256H98ZM192 258V257H191ZM223 258V257H222ZM7 259V258H6ZM39 259V258H38ZM55 259V257H54ZM61 259V258H60ZM75 259V260H76ZM84 259V258H83ZM112 259V258H111ZM189 259V258H188ZM28 260V259H27ZM68 260V259H67ZM66 260V261H67ZM85 260V259H84ZM96 260V259H95ZM114 260V259H113ZM136 260V259H135ZM140 260V259H139ZM143 260V259H142ZM11 261V260H9ZM51 261V260H50ZM60 262V260H58ZM57 261V262H58ZM70 261V260H69ZM80 261V260H79ZM104 261V260H103ZM5 262V261H4ZM12 262V261H11ZM16 262V261H15ZM84 262V261H83ZM95 262V261H94ZM93 262V263H94ZM137 262V260H136ZM1 263V262H0ZM22 263V262H21ZM20 263V264H21ZM29 263V262H28ZM50 263V262H49ZM65 263V262H64ZM67 263V262H66ZM9 264V263H8ZM46 264V263H45ZM51 264V263H50ZM59 264V263H58ZM90 264V263H89ZM95 264V263H94ZM157 264V263H156Z\"/></svg>",
  "mask_w": 264,
  "mask_h": 264
}]
</instances>
